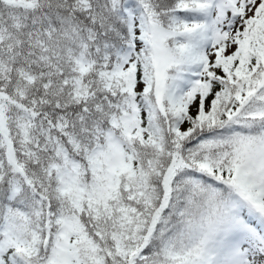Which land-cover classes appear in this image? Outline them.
Returning <instances> with one entry per match:
<instances>
[{"label": "snow or ice", "instance_id": "snow-or-ice-1", "mask_svg": "<svg viewBox=\"0 0 264 264\" xmlns=\"http://www.w3.org/2000/svg\"><path fill=\"white\" fill-rule=\"evenodd\" d=\"M0 264H264V0H0Z\"/></svg>", "mask_w": 264, "mask_h": 264}]
</instances>
